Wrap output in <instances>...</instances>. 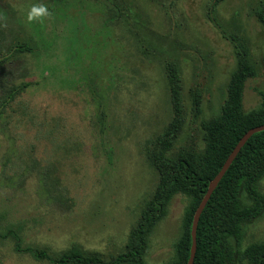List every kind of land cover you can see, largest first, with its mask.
<instances>
[{"label": "rangeland", "instance_id": "rangeland-1", "mask_svg": "<svg viewBox=\"0 0 264 264\" xmlns=\"http://www.w3.org/2000/svg\"><path fill=\"white\" fill-rule=\"evenodd\" d=\"M32 5L48 16L31 22ZM264 0H0V264L109 262L153 213L144 264L176 260L190 199L164 183L201 166L244 52L243 114L264 94ZM203 174V173H202ZM264 185V182H262ZM157 207V210H156ZM264 243V215L240 247ZM240 264H247L243 260Z\"/></svg>", "mask_w": 264, "mask_h": 264}, {"label": "trees", "instance_id": "trees-1", "mask_svg": "<svg viewBox=\"0 0 264 264\" xmlns=\"http://www.w3.org/2000/svg\"><path fill=\"white\" fill-rule=\"evenodd\" d=\"M264 24V8L256 12ZM237 68L227 86V98L221 115L207 126V141L202 163L183 157L175 164L164 183L162 200L181 192L190 202L185 207L186 231L176 243L177 259L168 264H186L191 245L190 224L193 213L206 191L208 182L219 171L225 159L249 128L264 123V94L258 110L242 113L244 82L254 76V65L244 52H237ZM203 173V174H202ZM264 130L253 133L240 148L220 181L207 200L196 228V249L193 264H264V243H250L241 249L246 225L264 215ZM157 210V207H156ZM153 213L131 233L128 251L118 254L109 262L95 256L83 255L76 248L64 251L58 258H51L44 251L19 245L15 248L29 253L38 260L54 264H144L142 254L146 249L145 232L152 224Z\"/></svg>", "mask_w": 264, "mask_h": 264}, {"label": "water", "instance_id": "water-1", "mask_svg": "<svg viewBox=\"0 0 264 264\" xmlns=\"http://www.w3.org/2000/svg\"><path fill=\"white\" fill-rule=\"evenodd\" d=\"M264 130V123L260 125H256L254 127L249 128L245 133L240 137L238 142L235 144L227 158L225 159L224 163L222 164L221 168L219 171L215 174V176L208 182L207 188L205 193L203 194L200 202L198 203L193 216H192V221L190 224V237H191V245L189 249V256L186 261V264H193V259H194V253L196 249V228L199 220V216L209 199L211 193L213 192L214 188L220 181L221 177L225 173V171L228 169L229 165L235 158L236 154L239 152L240 148L244 145V143L247 141V139L255 132Z\"/></svg>", "mask_w": 264, "mask_h": 264}, {"label": "clouds", "instance_id": "clouds-1", "mask_svg": "<svg viewBox=\"0 0 264 264\" xmlns=\"http://www.w3.org/2000/svg\"><path fill=\"white\" fill-rule=\"evenodd\" d=\"M49 12L47 8L44 5H32L28 9L26 13V19L27 21L31 22L33 20H36L42 16H48Z\"/></svg>", "mask_w": 264, "mask_h": 264}]
</instances>
